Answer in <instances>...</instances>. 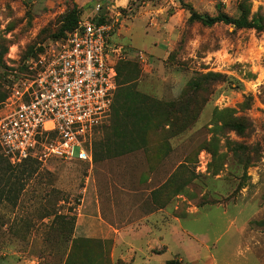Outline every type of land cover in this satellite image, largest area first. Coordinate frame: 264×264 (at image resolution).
<instances>
[{"label": "rangeland", "instance_id": "rangeland-1", "mask_svg": "<svg viewBox=\"0 0 264 264\" xmlns=\"http://www.w3.org/2000/svg\"><path fill=\"white\" fill-rule=\"evenodd\" d=\"M243 8L264 18V0H0V110L75 9L114 26L119 75L92 164L0 148V264H264V33L190 20Z\"/></svg>", "mask_w": 264, "mask_h": 264}, {"label": "built area", "instance_id": "built-area-1", "mask_svg": "<svg viewBox=\"0 0 264 264\" xmlns=\"http://www.w3.org/2000/svg\"><path fill=\"white\" fill-rule=\"evenodd\" d=\"M113 32L112 24L81 21L37 60H26L25 73L10 77L0 148L12 165L51 159L92 164V137L118 88L109 52Z\"/></svg>", "mask_w": 264, "mask_h": 264}, {"label": "trees", "instance_id": "trees-1", "mask_svg": "<svg viewBox=\"0 0 264 264\" xmlns=\"http://www.w3.org/2000/svg\"><path fill=\"white\" fill-rule=\"evenodd\" d=\"M190 20L191 21H197L206 27H212L216 24L223 23L226 25H233L238 29H250V30H255L257 32H260V33H264V18L260 15H255L253 18H250L249 13H248L246 8H243L242 15L238 19L232 18V17L225 15V14H220L216 17H211L208 15H199L197 12H195L193 9H191ZM79 22H80V18H79V15H77V11L75 9V10L71 11V13L69 15V19L67 20V23L65 24L66 25L65 29L68 33L66 34V36L60 38L59 40L66 38L68 36V34L72 33L78 27ZM95 22L97 24L105 23L102 19L95 21ZM109 42H110V40H109ZM33 55H34L33 52H28V54L26 55L25 61L29 58H32ZM116 69H117V66H116ZM117 74H118V69H117ZM208 77L209 76L202 78V79H208ZM118 79H119V75L117 77V86H119ZM202 79L196 80L195 82L191 83L189 91L187 90V92H189V94L187 96H186V94H184L182 99L178 100V102H174L170 106L172 108V112L169 113V117H170L169 119L170 120H169L167 126L169 127V130L172 133H174L175 135H178V134L180 135L181 133H183L189 129L190 125H187L185 127H182L181 129H178L177 123L181 119L184 122L183 118H181L180 115H181V113H183L182 111L185 109L184 107L190 105V96L189 95H195L198 92L199 83H200V80H202ZM129 83H130V81L127 82V84H129ZM117 91H118V88H117ZM7 98H8V94L6 95L4 101ZM194 119H195V117L192 119V121ZM229 125H231V124H229ZM233 127H236V126L234 125ZM27 162H34V161H27ZM169 264H176V263L170 262Z\"/></svg>", "mask_w": 264, "mask_h": 264}]
</instances>
